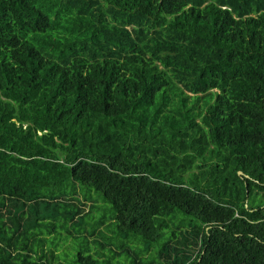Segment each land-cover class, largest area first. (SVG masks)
Returning a JSON list of instances; mask_svg holds the SVG:
<instances>
[{
    "label": "trees",
    "instance_id": "obj_1",
    "mask_svg": "<svg viewBox=\"0 0 264 264\" xmlns=\"http://www.w3.org/2000/svg\"><path fill=\"white\" fill-rule=\"evenodd\" d=\"M79 187L122 264H264V0H0V264Z\"/></svg>",
    "mask_w": 264,
    "mask_h": 264
},
{
    "label": "rangeland",
    "instance_id": "obj_2",
    "mask_svg": "<svg viewBox=\"0 0 264 264\" xmlns=\"http://www.w3.org/2000/svg\"><path fill=\"white\" fill-rule=\"evenodd\" d=\"M80 189L77 190L76 197L84 200L85 188ZM85 195L89 198V202H95L97 207L90 208V203L83 201L85 202L83 206L85 212L93 210L92 214L85 218L84 226L79 229L67 225L51 227V229L28 230L26 234L28 241L34 233L43 240L41 244L35 243V250H41L43 245L49 258L54 254V264H77L75 259H77L78 254H91L93 258L99 260L100 264H122L120 261L123 260L125 255H121V257L114 256L115 251H120L123 247L141 251L146 247V243L139 236L125 235L114 230L115 227L112 223L113 210L100 193L92 190L91 193ZM98 220H101L102 224L96 226L95 221L98 222ZM58 222L60 223V221ZM150 247L155 252L158 244L152 243Z\"/></svg>",
    "mask_w": 264,
    "mask_h": 264
},
{
    "label": "water",
    "instance_id": "obj_3",
    "mask_svg": "<svg viewBox=\"0 0 264 264\" xmlns=\"http://www.w3.org/2000/svg\"><path fill=\"white\" fill-rule=\"evenodd\" d=\"M239 174H241V171H238Z\"/></svg>",
    "mask_w": 264,
    "mask_h": 264
}]
</instances>
